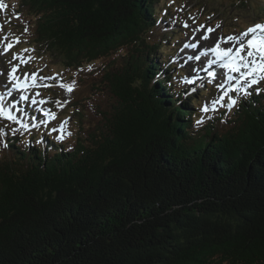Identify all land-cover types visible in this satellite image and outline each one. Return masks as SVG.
<instances>
[{
	"label": "trees",
	"instance_id": "16d2710c",
	"mask_svg": "<svg viewBox=\"0 0 264 264\" xmlns=\"http://www.w3.org/2000/svg\"><path fill=\"white\" fill-rule=\"evenodd\" d=\"M162 1L16 0L31 45L90 78L71 150L6 137L0 264H264V91L194 127L199 98L153 81Z\"/></svg>",
	"mask_w": 264,
	"mask_h": 264
},
{
	"label": "rangeland",
	"instance_id": "374dc122",
	"mask_svg": "<svg viewBox=\"0 0 264 264\" xmlns=\"http://www.w3.org/2000/svg\"><path fill=\"white\" fill-rule=\"evenodd\" d=\"M16 2V0H12V2ZM173 0H163L160 3V7L162 9L166 10V14L161 15L162 21L160 23L156 22V33L154 35V38L157 39V41L165 37V34H170L171 26L178 28L179 31L182 33V37L184 39L185 31L184 29H187L188 22L192 19H189V13H192L193 11H196V14L198 17H201V21L205 24V26H213L216 24H219L221 29H223V34L227 37L229 36H238L240 31L242 29H245L247 26L255 24L257 22H260L264 19V11H260L258 9V5L264 6V0H248L246 6L234 4L225 2L223 0L220 1H211V0H175V3L172 2ZM9 0V8L7 7V0H3V5L7 9L8 16L11 18V23H9L8 28H4V26H1L2 32L0 33V83L3 79V74L7 75L12 72V65L15 62H19L18 55L22 54L24 55L23 60L29 59L28 65L25 67L28 69L27 71L33 72L36 68L39 69V65L42 62L44 64H47V72L43 71L44 76L47 81L51 82H57L59 83L62 79L65 81V85L73 84L74 88L71 92L67 90L66 87H62V84H58L57 90H52L46 93L47 96L54 99V102L57 100H60V108L63 109V113L61 114V117L68 116L71 121H74V118L76 119L77 116L75 115L73 118L72 114H68L65 111L68 109V107L72 104L73 100L77 99L76 94V87L75 84L77 82L76 79L79 78V75L75 72H69V71H60L65 70L63 66L60 65V60L55 57L54 55H51L49 53H45L41 50H39L37 47L32 48L30 44V33L27 30H12L13 26L20 27L26 26L24 17L21 16V12H15V6L12 4ZM157 5H154V8L156 9ZM190 9V10H189ZM13 10V11H12ZM21 11L24 13V10L21 9ZM16 14H20V18L17 20ZM163 15L166 17L164 18ZM170 19V20H168ZM165 21L167 24H165ZM3 24V16L0 14V25ZM193 24V23H192ZM191 29L194 32H198L200 36H202L203 29L201 30L197 26H190ZM7 34V39H4L5 35ZM20 34L21 39L20 45L18 47L25 48L23 50H15L11 54L4 53V50L9 46L8 40L13 39L16 35ZM216 36H214L213 39H211L212 43L214 41ZM22 38L24 39V42L22 41ZM30 44V45H29ZM25 45V46H24ZM164 45V44H163ZM169 45L165 44L164 47ZM173 52H170L169 54H172ZM161 56V54H160ZM163 56V55H162ZM36 57L38 60L36 64L33 63L32 58ZM151 60H154V62L157 64L159 61L157 59L151 58ZM34 66V68L29 69L31 66ZM158 65V64H157ZM157 67V66H156ZM62 72L60 77H57L56 75H53L52 73ZM73 74V77H70V74ZM82 78L89 79L87 75L82 76ZM64 85V84H63ZM201 86V85H200ZM197 87V88H200ZM192 90H196V88H193ZM216 93H214L211 96H215ZM76 113V111H75ZM93 111L91 112V114ZM77 114V113H76ZM23 122H25L22 118H20ZM72 127V125H70ZM5 128V127H4ZM6 129L12 133V134H19L17 132L13 133V129L11 127H6ZM72 134L71 128L67 130L66 135L68 137ZM5 135H3L2 132H0V150L3 149L5 146Z\"/></svg>",
	"mask_w": 264,
	"mask_h": 264
},
{
	"label": "snow or ice",
	"instance_id": "6c2138e0",
	"mask_svg": "<svg viewBox=\"0 0 264 264\" xmlns=\"http://www.w3.org/2000/svg\"><path fill=\"white\" fill-rule=\"evenodd\" d=\"M4 5L0 4V8ZM209 33L213 32L214 29H207ZM203 35L205 40L209 39L207 35ZM221 43L229 45L226 47H221ZM195 47V45H193ZM210 51L215 55L216 59L209 60L208 65L211 67L216 64L217 61H222L220 67L228 69L227 83L228 81H235L234 86L230 87L224 95H222L216 103H221L225 101L227 97L226 107L231 110L234 106L238 105V100L234 98L232 94L240 95L242 98H247L250 95H260L264 89L258 87L262 82H264V23H256L253 27H249L245 32L238 36H229L226 39L215 42V46L210 48ZM243 53H246L243 54ZM202 55H207L206 53ZM196 59H200L199 56ZM242 68L248 69V71H241ZM17 69L14 67L12 72L14 73ZM240 72L239 79H236L230 73ZM210 76H215L219 80H224L226 73L223 71L220 73H208ZM223 86V85H221ZM66 87L69 92L74 88L73 84L62 85ZM2 99V97H0ZM22 100H27V96H21ZM33 104L36 103L35 100L32 101ZM223 106V105H222ZM215 110V109H214ZM205 113L208 112V108L202 109ZM0 114H6L7 118L10 120H16L14 116L5 108L3 104H0ZM20 123V121H16ZM203 118L196 121L197 125L202 124ZM21 127H27L25 124H21ZM56 131V129H53ZM16 129H13V133ZM58 139H63V136L58 137ZM8 145L5 143L4 145Z\"/></svg>",
	"mask_w": 264,
	"mask_h": 264
},
{
	"label": "bare ground",
	"instance_id": "6f19581e",
	"mask_svg": "<svg viewBox=\"0 0 264 264\" xmlns=\"http://www.w3.org/2000/svg\"><path fill=\"white\" fill-rule=\"evenodd\" d=\"M8 2H9V0H8ZM10 2H12V0H10ZM155 26H156V23H155ZM206 79V80H209V78H206L205 77V75H204V77H202V79H199L198 81H197V83H195L193 86H192V88L191 89H193V88H196V90H198L199 88H197V87H199L200 85H202V83H203V79ZM183 87V86H182ZM195 90V91H196ZM20 100H22L21 98H19ZM198 105V107L200 106V103H197L195 106H197ZM193 106V105H192ZM31 117H33V116H31ZM33 118H35L36 120H37V118L36 117H33ZM10 155V154H9Z\"/></svg>",
	"mask_w": 264,
	"mask_h": 264
}]
</instances>
